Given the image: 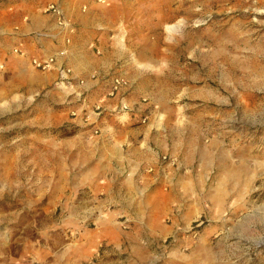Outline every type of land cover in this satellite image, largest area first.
I'll list each match as a JSON object with an SVG mask.
<instances>
[{
  "label": "rangeland",
  "instance_id": "374dc122",
  "mask_svg": "<svg viewBox=\"0 0 264 264\" xmlns=\"http://www.w3.org/2000/svg\"><path fill=\"white\" fill-rule=\"evenodd\" d=\"M26 1L0 0V264H264V0H79L98 21L81 96L14 52ZM132 129L159 177L109 192Z\"/></svg>",
  "mask_w": 264,
  "mask_h": 264
},
{
  "label": "crops",
  "instance_id": "0c3cea01",
  "mask_svg": "<svg viewBox=\"0 0 264 264\" xmlns=\"http://www.w3.org/2000/svg\"><path fill=\"white\" fill-rule=\"evenodd\" d=\"M23 3L26 4L24 5ZM21 4H23L22 10L20 11L21 15L16 18H19L20 21L19 28L15 30L11 41H17L18 45L26 51V55L24 56L29 55V59L32 55L54 50L57 45L62 43L61 37L49 38L38 35L41 31H55L53 17L42 11L46 1L30 0L21 2ZM62 5L67 15L73 19L76 25V32L73 35L71 45L72 53L69 56L68 62L73 66L76 75L90 74L94 67L92 68L93 64L87 62L85 59L90 58L93 60L94 58L93 43L95 42H92V40L98 34V27L96 25L98 21L96 16L93 12L84 13L81 8V1L79 0H62ZM26 15L29 16L28 21L24 20ZM3 41L5 42V39ZM102 89L104 88H99L96 93H102ZM136 131L132 129L130 140H118L115 142V151L107 155V158H110L111 164L106 170L101 171L102 173L99 175L101 180H107V184L104 187L109 192L114 189L119 191L121 187L125 188L123 181H121L122 175H125V173L128 176L131 175L129 179L133 178L134 182L140 180L141 185L138 186L136 182L135 189L139 187L141 189L143 187L147 188L148 185L152 188V182L148 184V181H146V186L143 180L147 179L150 182L152 178L158 179L159 177V170L157 169L160 161L158 157L159 153L147 140L135 139L134 137L137 133L134 134V132ZM149 165L154 166L153 172L147 169Z\"/></svg>",
  "mask_w": 264,
  "mask_h": 264
},
{
  "label": "built area",
  "instance_id": "2783aa9c",
  "mask_svg": "<svg viewBox=\"0 0 264 264\" xmlns=\"http://www.w3.org/2000/svg\"><path fill=\"white\" fill-rule=\"evenodd\" d=\"M105 2V0H100ZM43 13L49 14L53 17L55 22V31H41L38 33L39 36L44 37H61L62 43L57 45V47L47 53H38L32 55L30 57V64L41 71H48L56 69L58 71V80L67 85L68 87L73 88L75 84L77 87H81L82 89L78 92V96H81L84 93L85 89H88V81L89 79L93 80L98 78L97 72L90 73L89 78H85L82 76H78L75 74L73 66L68 62L69 56L72 53V39L73 35L76 32V25L73 19L67 15L63 6L58 2H50L45 5L43 8ZM26 21L29 20V16L26 15L24 17ZM14 52L17 55L24 56L26 55V51L19 45L14 47ZM100 52V50H98ZM4 67V63H0V69ZM128 78L122 74H117L111 77V88L108 92V96H116L120 93L121 88L123 86L128 85ZM129 104L122 101L119 106L120 110H127L129 108ZM107 109L102 103H98L94 105L91 110H87L85 113L86 120H89L90 123H95L97 118L101 116V114ZM75 113V112H73ZM94 117V118H92ZM90 119H93L91 121Z\"/></svg>",
  "mask_w": 264,
  "mask_h": 264
},
{
  "label": "bare ground",
  "instance_id": "6f19581e",
  "mask_svg": "<svg viewBox=\"0 0 264 264\" xmlns=\"http://www.w3.org/2000/svg\"><path fill=\"white\" fill-rule=\"evenodd\" d=\"M240 1V0H239ZM245 8V7H244ZM260 10V9H259ZM248 11V10H247ZM252 12H254V11H252ZM257 13V12H256ZM256 20V19H255ZM183 21V20H182ZM176 22V21H175ZM185 22V21H184ZM174 23V22H173ZM179 24H181V23H179ZM178 24V25H179ZM176 23L175 24H169L168 26H167V28H168V30L170 31V33L171 32H173L174 30H176V28H177V26H178ZM181 25H183V24H181ZM185 25V24H184ZM188 26H190V25H188ZM187 28V27H186ZM247 49V48H246ZM31 70H32V68H31ZM246 84V83H245ZM90 86V85H89ZM78 91V90H77ZM65 93H67V92H65ZM106 94V93H105ZM184 94V93H183ZM89 105V104H88ZM85 107H86V105H85ZM181 109H182V107H181ZM180 117H182V116H180ZM181 120V119H180ZM179 121V120H178ZM235 121V120H234ZM233 121V122H234ZM231 122V121H230ZM180 129V128H179ZM184 133V132H183ZM217 141V140H216ZM190 142V141H189ZM218 143V142H217ZM183 144V143H182ZM191 145H193V144H191ZM217 145V144H216ZM247 146V145H246ZM235 147V146H234ZM212 148V147H211ZM218 148V147H217ZM249 148H250V146H249ZM248 149V148H247ZM218 150V149H217ZM258 151V150H257ZM231 152V151H230ZM250 152V151H249ZM226 153V152H225ZM245 153V152H244ZM261 153V152H260ZM233 154V153H232ZM250 155V154H249ZM253 157V156H252ZM254 158V157H253ZM242 159V158H241ZM233 161V160H232ZM236 161V160H235ZM242 161H244V160H242ZM261 162V161H260ZM232 164V163H231ZM245 164V163H244ZM230 165V164H229ZM248 167H250L249 165H248ZM236 168V167H235ZM243 168V167H242ZM244 168H246V167H244ZM229 169H230V167H229ZM228 169V170H229ZM234 169V168H233ZM248 170H250V169H248ZM261 170V169H260ZM231 171V170H230ZM237 172H239L238 170H236ZM244 172L246 171L247 172V170H243ZM234 172V171H233ZM245 172V173H246ZM252 173V172H251ZM254 173V172H253ZM135 174V173H134ZM203 174V173H202ZM247 174H249V173H247ZM247 174H245V175H247ZM227 175V174H226ZM234 175V174H233ZM239 175V174H238ZM251 175V174H250ZM184 176V175H183ZM240 176V175H239ZM242 176V175H241ZM189 177V176H188ZM243 177V176H242ZM180 178V177H179ZM240 178V177H239ZM183 179V178H182ZM247 179V178H246ZM255 179V178H254ZM202 180H204V178L202 179ZM231 180V179H230ZM235 180V179H234ZM242 180V179H241ZM181 181V180H180ZM236 181V180H235ZM244 181H246V180H244ZM173 182V181H172ZM183 182V181H182ZM231 182V181H230ZM174 183H176V182H174ZM251 183V182H250ZM171 184V183H170ZM223 184V183H222ZM241 184V183H240ZM191 185V184H190ZM220 185V184H219ZM218 185V186H219ZM224 185V184H223ZM246 185V184H245ZM251 185V184H250ZM135 186V185H134ZM186 186V185H185ZM222 186V185H221ZM190 187H192V186H190ZM196 187V186H195ZM216 188V187H215ZM225 188V187H224ZM223 188V189H224ZM246 188V187H245ZM176 189V188H175ZM179 189V188H178ZM210 189V188H209ZM221 189V188H220ZM183 190V189H182ZM188 190V189H187ZM201 191V190H200ZM217 191V190H216ZM247 192V191H246ZM194 193H196V192H194ZM232 193V192H231ZM237 193V192H236ZM233 194V193H232ZM176 195V194H175ZM203 195H204V193H203ZM223 195V194H222ZM183 196V195H182ZM207 196V195H206ZM209 196V195H208ZM213 196H214V194H213ZM219 196V195H218ZM238 196V195H237ZM243 196V195H242ZM250 196V195H249ZM244 197V196H243ZM217 198V197H216ZM204 199V198H203ZM186 200H187V198H186ZM201 200V199H200ZM216 200V199H215ZM246 200V199H245ZM223 201V200H222ZM200 202V201H199ZM188 204V203H187ZM223 204H224V201H223ZM210 205V204H209ZM213 205V204H212ZM226 205V204H225ZM191 206V205H190ZM197 206V205H196ZM192 207V206H191ZM195 207V206H194ZM193 207V208H194ZM210 207V206H209ZM225 207V206H224ZM227 207V206H226ZM247 208V207H246ZM198 209V208H197ZM186 210V209H185ZM210 211V210H209ZM227 211H229V210H227ZM241 211V210H240ZM244 211V210H243ZM231 212H233V211H231ZM216 213V212H215ZM222 214V213H221ZM233 214H235V213H233ZM199 215V214H198ZM214 215V214H213ZM217 215V214H216ZM216 218V217H215ZM220 218V217H219ZM236 218V217H235ZM224 221V220H223ZM231 221V220H230ZM221 223V222H220ZM220 226V225H219ZM185 227V226H184ZM192 227V226H191ZM185 229H186V227H185ZM189 229H190V227H189ZM188 229V230H189ZM214 230V229H213ZM184 231V230H183ZM211 231V230H210ZM228 231V230H227ZM214 232V231H213ZM211 235V234H210ZM229 235V234H228ZM233 235V234H232ZM190 237V236H189ZM225 237V236H224ZM224 239V238H223ZM231 239H232V237H231ZM191 242V241H190ZM188 243V242H187ZM186 243V244H187ZM230 244V243H229ZM188 246V245H187ZM219 246V245H218ZM15 247H16V245L14 246H12V248L11 249H15ZM231 251V250H230ZM213 253V252H212ZM195 257V256H194ZM233 257V256H232ZM196 258V257H195ZM57 260V259H56ZM157 262V261H156Z\"/></svg>",
  "mask_w": 264,
  "mask_h": 264
}]
</instances>
